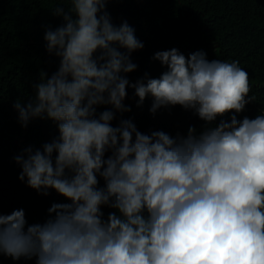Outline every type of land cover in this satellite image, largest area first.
<instances>
[{
	"label": "clouds",
	"instance_id": "9594fccd",
	"mask_svg": "<svg viewBox=\"0 0 264 264\" xmlns=\"http://www.w3.org/2000/svg\"><path fill=\"white\" fill-rule=\"evenodd\" d=\"M110 2L67 0L52 11L63 23L45 27L58 68L41 71L13 108L22 128L47 120L58 135L13 159L21 182L66 202L52 203L42 223L29 224L22 208L0 214V255L35 264H264V114L237 118L255 100L248 72L238 60L171 48L152 56L165 68L158 78L131 81L132 54L145 44L126 19L113 23ZM128 89L137 107L152 98L153 116L180 106L204 123L175 135L143 133L131 119L113 126L131 111ZM103 207L114 211L105 218Z\"/></svg>",
	"mask_w": 264,
	"mask_h": 264
},
{
	"label": "trees",
	"instance_id": "16d2710c",
	"mask_svg": "<svg viewBox=\"0 0 264 264\" xmlns=\"http://www.w3.org/2000/svg\"><path fill=\"white\" fill-rule=\"evenodd\" d=\"M58 5L67 9V0H0V214L22 208L29 224L45 221L52 203L66 202L54 190L43 196L21 182L22 169L13 159L24 148H41L58 135L55 124L47 120L35 119L22 128L13 108L17 97L27 102L41 71L51 75L58 68L59 60L48 55L43 40L46 26L55 29L63 23L61 17L52 15ZM107 10L117 26L126 19L145 44L132 54L138 69L128 74L131 81L145 72L153 78L160 76L165 68L152 59L157 51L177 48L187 56L203 50L209 60H238L248 72L249 96L255 100L237 118L264 114V0H111ZM133 91L128 89L125 101L131 111L117 114L113 126L120 119H131L143 133L163 130L175 135L177 131L186 134L190 125L200 128L204 123L180 106L161 109L153 116L149 112L152 98L137 107L139 98L133 97ZM103 185L100 178L99 186ZM102 210L105 218L114 211L108 207ZM0 264H35V259L13 261L0 255Z\"/></svg>",
	"mask_w": 264,
	"mask_h": 264
}]
</instances>
